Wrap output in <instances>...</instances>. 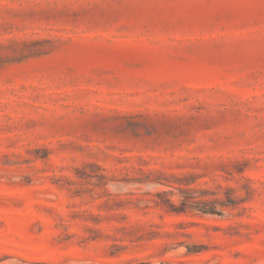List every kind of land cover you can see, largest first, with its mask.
<instances>
[{"label":"rangeland","instance_id":"374dc122","mask_svg":"<svg viewBox=\"0 0 264 264\" xmlns=\"http://www.w3.org/2000/svg\"><path fill=\"white\" fill-rule=\"evenodd\" d=\"M0 264H264V0H0Z\"/></svg>","mask_w":264,"mask_h":264}]
</instances>
